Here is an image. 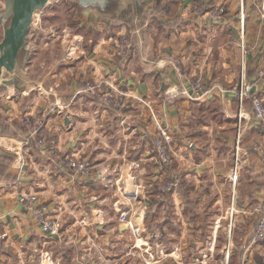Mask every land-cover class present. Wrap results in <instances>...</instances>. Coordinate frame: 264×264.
Returning <instances> with one entry per match:
<instances>
[{
  "label": "crops",
  "instance_id": "crops-1",
  "mask_svg": "<svg viewBox=\"0 0 264 264\" xmlns=\"http://www.w3.org/2000/svg\"><path fill=\"white\" fill-rule=\"evenodd\" d=\"M74 1L81 30H52L45 45L52 52L61 44L63 55L49 68L40 60L33 77L42 88L50 77L52 101L37 107L29 103L36 90L13 87L25 101L5 110L0 92V264H224L227 253L229 264L243 255L264 264V239L252 240L264 209V133L251 122V98L240 104L234 91L255 81L252 94L264 98L262 0H124L117 17ZM221 4L226 13L214 20L211 9ZM118 44H127L121 53ZM47 108L56 144L22 145L23 113ZM240 110L248 115L238 137ZM159 122L174 136L167 166L154 152ZM67 155L88 160L92 172L66 169ZM167 180L176 184L161 190ZM20 190L51 204L64 220L59 235L42 232L18 203ZM126 209L138 236L119 220Z\"/></svg>",
  "mask_w": 264,
  "mask_h": 264
},
{
  "label": "built area",
  "instance_id": "built-area-1",
  "mask_svg": "<svg viewBox=\"0 0 264 264\" xmlns=\"http://www.w3.org/2000/svg\"><path fill=\"white\" fill-rule=\"evenodd\" d=\"M262 16H264V0L261 3ZM226 13V9L224 6L218 5L216 9L213 11V17L215 19H219ZM122 42L126 43L124 40ZM127 44H118V52L121 53L124 50V46ZM262 74V72H261ZM256 82L254 81H246L242 80L237 86H235L234 91L240 104H243L245 99L251 98V122L256 125L261 132L264 133V98L258 94H252L251 89ZM97 84H92L91 82H86V89L91 90L92 92L97 91ZM193 89L196 93L200 92V90L204 89V83L202 78H197V80L193 83ZM180 93H184L189 97H194L191 93L188 92L186 88H182ZM177 95V92H173L168 96H164L161 100L163 105H166L168 102H172ZM145 103L152 109V114L154 113L153 108L149 104V102ZM248 115L247 111L240 110L238 115V128L240 132L238 133V137L241 135V129L243 124V119ZM48 112L42 114H34V113H23L21 117V121L23 127L25 129L26 138L23 140L22 145L31 144V142H35L38 146L44 148L53 147L56 142L54 140L49 141L48 131L49 126L47 124ZM157 135L154 143V152L155 156L158 159L159 164L162 166L170 165L173 161V152H172V142L174 140L173 132L170 128V125L166 122H159L157 125ZM255 148H258L259 145H254ZM23 161V160H22ZM24 162V161H23ZM63 165L66 169L75 170L82 173H91L94 166L91 163L76 155H67L63 159ZM99 172L101 169H98ZM235 177V173H234ZM157 182V181H156ZM153 180L148 182L149 186H153L156 183ZM14 183L20 184L21 178L17 177L14 180ZM13 183V184H14ZM176 183L173 180L162 181L160 185L161 190H169ZM5 185H0V205L2 198L5 194ZM18 203L32 216L35 218L37 223L39 224L42 232L46 235L53 236L59 235L64 229V220L53 213L51 204L42 199L41 196L35 191H22L20 190L17 195ZM130 210L126 209L121 212L119 220L122 223L128 224L130 227L132 234L138 236L140 234V228L136 224L133 223L131 218L129 217ZM264 239V209L259 217L255 228L253 230L252 240L253 242H257L259 240ZM225 264H229V254L226 255ZM241 264H251L249 262V258L247 255H243L241 259Z\"/></svg>",
  "mask_w": 264,
  "mask_h": 264
},
{
  "label": "water",
  "instance_id": "water-1",
  "mask_svg": "<svg viewBox=\"0 0 264 264\" xmlns=\"http://www.w3.org/2000/svg\"><path fill=\"white\" fill-rule=\"evenodd\" d=\"M77 1L82 8L102 15L117 17L122 15L125 9L124 0ZM49 2L50 0H3L0 7V24L3 26V36L0 40V92L9 87H28L31 82L27 76V64L32 55V48L28 46V33L38 23V11ZM3 136L0 128L1 143L5 141ZM10 148L15 151L16 163H22L18 145H12Z\"/></svg>",
  "mask_w": 264,
  "mask_h": 264
},
{
  "label": "rangeland",
  "instance_id": "rangeland-1",
  "mask_svg": "<svg viewBox=\"0 0 264 264\" xmlns=\"http://www.w3.org/2000/svg\"><path fill=\"white\" fill-rule=\"evenodd\" d=\"M221 6L225 7L224 4H221ZM216 7L217 6L211 9L212 18L214 20H220L222 16L219 19H215L213 17V11L216 9ZM36 22L38 23L36 24L35 27L38 26V28L36 30L35 28H31L30 32L28 33V45L32 46L34 51L31 55V58L29 59V64H28L29 69L27 70V76H28L29 82L31 81L28 84V87L33 88V91L36 90L37 92V93L31 92L29 96V103L31 102L34 105L36 104L37 107L38 106L41 107L43 106L41 105L43 103H50V101H52L54 96L52 95L53 93L50 91V89L47 88V87H50L49 86L51 83L50 77H48V79L46 80L48 81L47 83L46 81L44 82L45 83L44 86L45 85L46 86L45 87L43 86V88L41 87V85H38L33 78L34 76H36V74L40 72L39 67H38L39 66L38 62L40 60L45 59V61L49 63L47 65V67L49 68L51 67V64L53 63V61H55L54 58L58 56V53L59 54L61 53L60 56L63 55L61 51L62 48L60 47L61 44H57L59 45V47H56L51 52L49 51L50 45L49 46L45 45V43L50 42L52 38V35H51L52 30L53 31L56 30L57 32L58 31L62 32V29L64 27L72 26L74 27L75 31H78V30H81V27L83 26L84 23H83L82 17H80V13L77 10V6L74 0H50L47 6H45L43 9L38 11ZM2 36H3V26L0 24V40L2 39ZM46 71L49 72V70H46ZM46 71H44V73H46ZM24 88L26 89L27 87H24ZM5 90L6 91L3 94L4 96L3 98L7 102L5 105V107L7 106V108H5V110L14 108L13 107L14 101L18 103L17 107H19V105L21 106V104L24 103L25 99L23 96H21V93H20L21 91H17V89L14 90L13 87H9ZM39 92H41L42 94L41 93L39 94ZM45 96H47L48 98H46ZM53 107H56L55 109L61 108L59 104H56L55 106L53 105ZM47 109L49 110L48 111V115H49L51 108H47ZM237 253L238 252L236 251L235 253L236 256L238 255ZM235 259L237 262L236 257ZM225 262H226V259H225ZM219 264H222V263H219Z\"/></svg>",
  "mask_w": 264,
  "mask_h": 264
},
{
  "label": "bare ground",
  "instance_id": "bare-ground-1",
  "mask_svg": "<svg viewBox=\"0 0 264 264\" xmlns=\"http://www.w3.org/2000/svg\"><path fill=\"white\" fill-rule=\"evenodd\" d=\"M236 173V172H235Z\"/></svg>",
  "mask_w": 264,
  "mask_h": 264
}]
</instances>
